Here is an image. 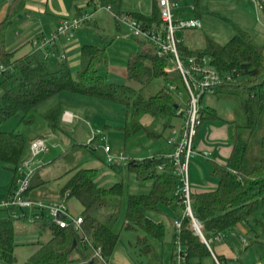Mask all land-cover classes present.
<instances>
[{
    "label": "trees",
    "instance_id": "trees-1",
    "mask_svg": "<svg viewBox=\"0 0 264 264\" xmlns=\"http://www.w3.org/2000/svg\"><path fill=\"white\" fill-rule=\"evenodd\" d=\"M189 1L195 8L199 5V0ZM26 5L27 0H10L6 16L0 22V124L19 117L21 123L32 126L40 106L62 93H71L122 105L126 110V135L145 129L150 138L163 136L145 128L139 121L144 114L161 117L165 121L163 133L167 132L168 139L170 131L180 122L178 110L186 108L190 99L180 72H166V68L174 65L172 54L159 56L150 45L131 55L126 67L130 84L107 82L100 73L101 68L108 66L106 45H83L80 67L76 72L67 62L51 65L41 50L16 58V51L7 47V35L16 19L25 13ZM88 5L93 6L92 3ZM261 12L264 13V9ZM129 16L140 22L144 30H149L153 24L162 26L157 0L153 1L150 16L138 13ZM235 31L225 45L209 38L196 49H189L182 43L178 45L180 58L186 66H189L192 56L209 58L210 64L224 77L215 94L233 101L235 105V118L226 121L232 144L231 154L225 165L216 164L212 171L218 180L217 187L211 191L190 192L192 212L202 226L203 236L211 249V242L216 236L232 231L234 226L247 221L260 208L262 213L256 219V225L264 232V44H257L247 31L239 27ZM41 38L44 37L38 39ZM225 77H230V80ZM156 82L163 85L146 97L145 91ZM170 86H175L178 91L184 88L187 95L184 105L178 101L177 93ZM63 113L60 101L41 113L49 133L53 134L60 128ZM218 119L214 109L202 108V123ZM39 137L0 131V162L5 164L13 179L17 168L26 159L30 143ZM97 137L88 145L93 144ZM252 151H255L254 157H251ZM167 153L158 152L151 157L123 163L137 180L152 182L149 193L128 196L125 229L143 233L144 236L137 239V247L159 264L162 261L149 241L150 238L162 241L165 225L151 219L147 213L159 211L162 205L172 206L182 201L179 192L181 179L174 163L165 157ZM65 176L57 192H51L38 169L31 178L26 196L37 201L46 200L49 194L55 193L60 200H76L83 218L81 228H59L48 219L38 222L40 233L49 230L50 238L33 243L36 251L24 264H102L93 258V246L102 247L107 261L115 250L119 235L113 231L112 224L121 208L124 184L116 182L108 188L98 186L95 168L75 166ZM106 211L109 212L107 216L104 214ZM180 240L187 252L185 264L201 262L205 257L212 258L217 264L211 249L195 232L190 218L182 220ZM18 246L13 219L0 220V264H18ZM216 259L219 264H229L223 256H216Z\"/></svg>",
    "mask_w": 264,
    "mask_h": 264
},
{
    "label": "rangeland",
    "instance_id": "rangeland-1",
    "mask_svg": "<svg viewBox=\"0 0 264 264\" xmlns=\"http://www.w3.org/2000/svg\"><path fill=\"white\" fill-rule=\"evenodd\" d=\"M104 1L98 0L99 11L102 12L100 16L97 18L95 13L93 21L90 24L82 25L76 31L75 36L84 34L88 44L102 47L107 46L108 66L100 69V73L106 77L107 82L130 84L127 77H122L120 72H117L116 66L124 65L130 55L138 52V40L128 35L129 31L124 26L121 34H119L117 29L118 22L115 16L107 10L106 2L110 0ZM138 1L122 0V3L123 6H132ZM200 1L201 3L206 1V4H208L207 9L203 8L201 10L202 30L197 31L192 29L179 32L177 36L182 40L180 35L182 33L184 45L196 49L203 45L206 37L218 44L225 45L236 33V27L247 31L257 44H264V35L257 30L259 27L255 26L257 19L252 12L250 15L242 8L243 0ZM226 2H229L231 7L227 6ZM248 4L253 3L249 2ZM67 17L66 19H72L74 16L69 13ZM95 18L96 22H94ZM189 33L196 34L193 37L191 35L186 36ZM52 61V59H48L50 64ZM112 65L114 69L110 72L109 66ZM123 68L126 69L125 66ZM162 85L161 82L154 83L145 91V96L149 97L153 95ZM180 91L182 92V96L181 99L178 98V101L184 105L187 95L183 87H181ZM1 93L0 88V97ZM57 100H60L64 107H71L80 117L76 118L74 123L70 121H67L69 124L60 122V128L51 135L46 130L41 113L46 111ZM200 106L203 109H214L222 120L231 121L235 118L234 102L223 99L215 93H205ZM35 116L36 122L32 126H26L19 121V117H14L1 123L0 131L19 132L27 137L41 136L39 138L47 140L50 151L46 154H41L38 158L39 162H36L33 167L40 169V175L45 179L49 190L57 192L60 184L67 177L65 176L66 172L75 166L97 169L96 183L100 187L108 188L116 182H122L125 186V193L121 198V208L116 220L112 224L113 231L119 235V241L112 256L109 258L108 264H159L151 260L150 255L143 253L140 247H137V239L140 236H144L143 233L125 229L128 196L149 193L152 189V182L149 180H137L133 174L127 171L119 158L123 156L129 162L131 159L138 160L151 157L158 152H169L171 146L166 139L167 132L163 133L164 119L161 117L154 118L147 114L139 117L140 123L145 128L158 134H163L159 138H150L145 129L130 132L129 135H126V110L122 105L71 93H62L40 106L36 110ZM92 132L100 135V137H104V139L97 137L93 144L88 145L94 137ZM105 146L110 147V155L114 158L113 162H108ZM254 156L255 151H252L251 157ZM29 157L30 153L27 158ZM193 161L192 157L189 168V175L191 177L193 176ZM4 173L6 175L10 174L5 164L0 162V176H3ZM12 180L13 185L14 179L12 178ZM46 200L59 201L60 199L55 193H51L47 196ZM77 204V201L74 199L68 201L69 209L71 208L75 211L73 214L80 213ZM34 211L26 209L27 216L24 219H13L15 239L19 245L16 250L19 264H24L29 258V253L24 252V249L28 247L21 246H30L37 241L50 237L49 230L40 233L39 223L31 221ZM181 211L176 205H162L159 211H149L147 213L148 217L165 225L166 231L163 240L158 241L150 238L149 241L159 255L162 264H179L175 254L176 231L172 222ZM261 213L262 208L250 216L247 221L237 224L233 227L232 231L223 234L224 238L231 236L234 240H239L240 251L237 259L229 261V264H254L257 261H263L262 263L264 264V258H262L264 256V232L256 225V219L261 217ZM104 214L107 216L109 212L106 211ZM7 218H10L9 212L0 207V220ZM241 240H245L249 246L243 247ZM195 264H214V262L212 258L205 257L201 262Z\"/></svg>",
    "mask_w": 264,
    "mask_h": 264
},
{
    "label": "built area",
    "instance_id": "built-area-1",
    "mask_svg": "<svg viewBox=\"0 0 264 264\" xmlns=\"http://www.w3.org/2000/svg\"><path fill=\"white\" fill-rule=\"evenodd\" d=\"M243 1L253 2L260 11L264 9V0ZM181 2L182 0H157L162 26L159 27L157 24H153L149 30H144L142 24L128 14L117 15L110 5L107 6V10L115 16L119 25L127 28L129 31L128 35L152 45L159 56H165L167 54L174 56V65L173 67L166 68V72L178 70L182 75L189 93L190 99L186 108H180L177 112L180 122L170 131L167 141L171 146V151L165 156L174 163L176 173L181 179L179 192L180 198L182 199L181 204L184 206V212L178 220L174 221L176 231L175 253L179 264H185L187 252L183 249L180 240L183 219L190 218L192 220V226L195 232L199 236H202V241L211 249L210 243L203 236L202 226L194 217L191 209L189 164L190 158L195 153V138L202 125V107L200 106V102L205 93H215L216 87L222 84L224 77L210 64V60L207 57L198 58L197 56H192L189 59V66H186L181 60L178 52V45L181 43V40L177 34L184 30L202 28V22L198 18L182 19L178 17L177 12ZM194 8V5L190 6V9L193 10ZM93 17V11H86L72 19H64L50 37H44L33 42L34 50H41L45 58L53 57L57 62H66L67 55L64 52L56 54L54 51L57 41L60 39L66 41L73 40L76 31L82 25L91 21ZM225 78L230 80V77ZM170 88L177 93L179 98L181 97V92L175 86H170ZM62 118L68 121L69 118H72V115L65 112ZM93 136L95 138L98 135L93 133ZM101 139H104V137H101ZM49 151L48 142L44 138L34 139L30 143V157L25 159L17 168L12 190L2 204V208L7 210L10 218L15 220L24 219L27 216L25 210L32 209L35 210L31 219L34 223L48 219L50 223L59 228L73 226L76 230H80L83 218L80 214H73L66 201H35L29 196H26L31 178L38 170V168L33 166L36 162H39L38 158L41 154H46ZM105 152L108 155V162H113L114 158L110 155L111 149L109 146H105ZM119 159L123 163L127 160L123 156H120ZM40 161L42 162L41 159ZM162 168L160 167V169ZM214 239H222V234H219ZM242 242L244 245H247L245 240H242ZM92 249L94 259L102 264H108L101 246L95 245ZM214 259L219 264L216 257Z\"/></svg>",
    "mask_w": 264,
    "mask_h": 264
},
{
    "label": "crops",
    "instance_id": "crops-1",
    "mask_svg": "<svg viewBox=\"0 0 264 264\" xmlns=\"http://www.w3.org/2000/svg\"><path fill=\"white\" fill-rule=\"evenodd\" d=\"M153 1L154 0H139L135 5L123 6L122 0H110L106 2V6L110 5L113 7V11L120 12L121 14H125V15L138 13L145 16H150L152 13ZM9 2L10 0H7V2H5V0H0V22L3 21L6 16ZM89 3H92L93 6H89L88 5ZM202 3L199 0V5L192 10L190 9V6L192 5L191 2L189 0H182L179 6V10L177 12L178 17L182 19L198 18L202 22L201 10H203V8L206 9L208 8L207 6L208 4H206V1L203 3V5ZM226 3L225 4L227 6L231 7V4L229 2ZM248 3L249 2L242 1V8L245 11H247L248 14L251 15V12L254 14L255 18L257 19L255 26L259 27V29L257 30L259 32H262L263 33L262 35H264V13L258 10L253 2H251L253 4H248ZM212 9H214V7H212ZM82 11L83 12L93 11L94 14L96 13L97 18L102 13L101 11H99L98 0H27L25 13L23 14L22 17L16 19L13 26L10 28V31L8 32L7 47L10 51H16V55H15L16 58L22 57L34 50L33 42L36 39L42 36L50 37L56 31L60 23L64 19L68 18L67 16L69 13H71V15L76 17ZM94 22H96V18L94 19ZM117 29L119 34H121L123 30V26L117 23ZM200 30H202V28ZM195 34L196 33H191V34L189 33L186 36L191 35L193 37ZM180 35L182 37L181 43L184 45V40H183L184 38L182 33ZM87 42L88 41L85 38L84 34H81L79 36L76 35L74 39L71 41L60 39L57 41L54 51L56 52V54L64 52L67 55L66 62L69 64L72 71L76 72L80 67V49L83 45L88 44ZM184 46L188 47L189 49H195L194 47L188 45H184ZM143 47L148 48L150 47V45L143 41L141 43L140 40H138V49H139L138 52ZM48 59L53 60L51 62V65H55L57 63V60L53 57H50ZM113 65L109 66L110 72L112 69H114ZM124 66L125 68L127 67V62L124 63V65L122 64V66H116V70H118L117 72H120V75H122V77H127V69H124L123 68ZM60 103L62 104L61 101ZM63 108H64V113L68 112L69 114L72 115V118L68 119V121H70L71 123H74L75 119L80 117V115L75 113V111H73L71 107L63 106ZM226 121L229 120H222L220 118L215 121H207L202 123V125L198 130L194 144L195 153L192 155L194 159L193 171H192L193 176L191 177L189 175L190 188L191 191L194 193L211 191L217 187L218 180H216V178L214 177L212 178L213 167L216 164L225 165L232 151V144L229 139L228 124ZM61 123L69 124V122L63 120V118L61 119ZM165 153H167V151H165ZM28 156H29V150L26 154V158ZM191 158H190V163H191ZM189 168H190V164H189ZM11 176H12L11 173L10 174L8 173L7 175L6 173H4L3 176L2 175L0 176V207H2V204L7 199L8 195L12 190L13 180ZM175 205L182 211L173 220L172 222L173 225H174V221L178 220L183 215L184 212V206L182 204L177 203ZM77 206L79 212L81 213L80 205L77 204ZM70 210L72 213L75 212L71 208ZM238 241L239 240H234L231 236L225 238L223 236L222 239L220 240L213 239L211 242L212 255L214 257L223 256L229 261L237 259V256L240 251L239 249L240 245ZM241 243L243 247L249 246L248 243L247 245H244L242 240ZM21 247H28L24 249V252L29 253L28 257H30L36 251V246L34 244L33 245L31 244L30 246H21ZM262 258H264V256ZM262 262L257 261L254 264H263Z\"/></svg>",
    "mask_w": 264,
    "mask_h": 264
},
{
    "label": "water",
    "instance_id": "water-1",
    "mask_svg": "<svg viewBox=\"0 0 264 264\" xmlns=\"http://www.w3.org/2000/svg\"><path fill=\"white\" fill-rule=\"evenodd\" d=\"M201 240H203L202 236H200Z\"/></svg>",
    "mask_w": 264,
    "mask_h": 264
}]
</instances>
